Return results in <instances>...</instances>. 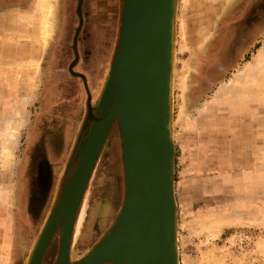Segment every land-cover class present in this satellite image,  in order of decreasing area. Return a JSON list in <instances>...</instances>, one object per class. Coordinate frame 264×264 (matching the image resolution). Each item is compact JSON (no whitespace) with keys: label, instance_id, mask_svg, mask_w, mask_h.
<instances>
[{"label":"rangeland","instance_id":"rangeland-1","mask_svg":"<svg viewBox=\"0 0 264 264\" xmlns=\"http://www.w3.org/2000/svg\"><path fill=\"white\" fill-rule=\"evenodd\" d=\"M226 1L178 0L175 72L181 74L189 66L186 85L176 81L173 91L179 264H264V89L216 96L220 86L247 64L252 68L248 80L257 74L264 82V64L253 59L264 45V0ZM33 2L0 0V132L21 97L30 95L14 157L5 162L0 153V187L13 189L12 199L5 195L0 200V251L7 232L10 264H27L62 185L74 175L78 160L69 157L70 152L74 155L82 132L88 127L87 136L92 124L90 117L87 127L86 119L80 124L88 111L86 96L75 78L66 81L71 87L59 90L54 102L43 103L44 89L52 77L50 56L58 34L60 0H53L55 32L46 46L37 40L34 25L20 18L32 11ZM117 4L118 31L111 40L114 51L110 63L102 64L90 83L91 106L118 44L122 0ZM23 29L28 33L27 44L8 43L11 35L22 40ZM181 43L188 49L180 51ZM23 46L35 50L34 58L40 59L37 72L30 73L34 90L24 68L18 66L19 47ZM119 133L115 121L87 185V213L82 234L72 245V259L107 232L123 203ZM205 215L219 220L207 226L202 223ZM59 240L56 229L40 264L55 263Z\"/></svg>","mask_w":264,"mask_h":264},{"label":"water","instance_id":"water-1","mask_svg":"<svg viewBox=\"0 0 264 264\" xmlns=\"http://www.w3.org/2000/svg\"><path fill=\"white\" fill-rule=\"evenodd\" d=\"M172 18L173 0H122L118 44L93 106L88 95L84 119L90 117L92 124L78 144L74 175L62 185L27 264H40L57 227L60 240L54 264H179L173 91L171 98L169 94L171 55L176 48L175 40L172 48L176 39ZM115 121L124 165L123 203L107 232L72 259L70 240L76 212Z\"/></svg>","mask_w":264,"mask_h":264},{"label":"flooded vegetation","instance_id":"flooded-vegetation-1","mask_svg":"<svg viewBox=\"0 0 264 264\" xmlns=\"http://www.w3.org/2000/svg\"><path fill=\"white\" fill-rule=\"evenodd\" d=\"M118 2L119 0H60L58 34L52 44L50 56L52 77L43 96L45 106L55 101L59 90L71 87L72 84L66 81L75 78L79 80L81 91L86 96L84 103L88 111L90 83L100 66L110 63L114 51L115 41L112 46L111 40L117 37L118 20L115 15ZM83 120L84 118L80 124ZM90 121V118L86 120V127ZM86 130L80 136L82 139L86 137ZM75 153L73 155L70 152L69 157L74 158Z\"/></svg>","mask_w":264,"mask_h":264},{"label":"bare ground","instance_id":"bare-ground-1","mask_svg":"<svg viewBox=\"0 0 264 264\" xmlns=\"http://www.w3.org/2000/svg\"><path fill=\"white\" fill-rule=\"evenodd\" d=\"M176 1H177V8H178V0H173L172 22H173V19L175 21L177 20V12L175 11ZM230 2H231V0L226 1L227 4L228 3L230 4ZM33 4H34L33 5L34 8L32 9V11H30L29 14L23 13V15L20 18H21V20H25V22H30V24L34 25L33 28L37 29V31H38L37 35L35 34L37 37V40L39 41V43H41V45L46 46V45H48L49 40L51 39V37L53 36V34L55 32L54 16H53L55 3H53V0H49L48 3L44 0H34ZM25 26H27V25H25ZM185 30H186V28H185ZM185 30H184V32H185ZM180 37H182V36H180ZM206 39L207 38H205V40ZM174 40L177 43V37H176V39H173L172 48H173ZM199 46H202L201 41L199 43ZM186 48H187L186 44L181 43L179 50L185 51ZM19 49H20V52L18 53V55L21 54L20 55L21 56V61H20L21 63H19L18 66L20 68H24L23 74L28 76V79L31 82V90H34L36 88V85H35L36 83L34 82V75L30 76V73H33V71L35 73L37 72V69L39 68L40 59L34 58L35 57V50L33 51V49H31L29 47L27 48L26 46H23L22 48L19 47ZM172 51L173 50L171 49V53H172ZM173 54H174V56H173ZM173 54L171 55V59H172V57L174 59L171 63L170 76H169V78H170V80H169L170 98H171V92L174 91V85L176 84V81H178L177 83H179L181 85H186V81H187V70L186 69L189 67L187 65L186 69L183 70L185 72H182L181 74H179L178 72L176 73L175 72L176 48H175V52ZM253 59L257 63L261 62L260 64H264V45L259 49L258 53L254 56ZM251 71H252V68L250 67L249 64H247L242 71H240L238 74H235V77L232 80H230L229 83H223L220 86V88L216 91V96L224 95L229 91L237 92L239 89H244L246 91H251V90L257 91L258 89H264V82H262L260 80L261 77L258 76L257 74H255V75L253 74L252 79H254V80H251V79L248 80L249 76H251ZM106 75H107V73L105 74V77H103L104 80L106 78ZM179 84H177L178 87H179ZM29 99H30V95H24L23 97H21V99L14 106L12 115L9 117V119L5 123V125L1 128V132H0V137H1L0 153H1L2 160H4L5 162H10L15 155V148L17 147V142H18V138H19V129L21 128L23 122L26 119V104L29 102ZM173 122H174V118L172 117V122H171L172 128H173ZM84 125H85V123H84ZM172 135H173V129H172ZM87 188L82 195L80 204L78 206V210L76 212V217H75L74 224H73L72 236H71V240H70V252L72 249V245L76 242V240L82 234V227H83V223L85 221V215L87 213V208H88V193H86ZM5 195H8V196L10 195L11 199H12L13 189L11 188L9 190V189H4L3 187H0V200H4ZM10 196L8 197L9 199H10ZM54 206H53V208H54ZM52 209L50 210L48 216L51 214ZM48 216H47V218H48ZM218 220L219 219L217 216L216 217H210V215H205L204 219L202 220V223L209 226V225L217 222ZM107 221H109L108 217H107ZM109 223H110V221H109ZM57 229H59V228H57Z\"/></svg>","mask_w":264,"mask_h":264},{"label":"crops","instance_id":"crops-1","mask_svg":"<svg viewBox=\"0 0 264 264\" xmlns=\"http://www.w3.org/2000/svg\"><path fill=\"white\" fill-rule=\"evenodd\" d=\"M24 10H26V8H23ZM28 11V10H26ZM28 28V27H26ZM22 40H19L18 38H16L15 36L11 35V37L9 38V42L8 43H11V41H24L26 44H27V38H25L28 33L25 31V29L22 30ZM29 32V31H28ZM18 37V36H17ZM29 38V37H28ZM6 239L3 241V244L1 246V251H0V264H10L11 261H12V255L10 254V241H9V236L6 232V235H5Z\"/></svg>","mask_w":264,"mask_h":264}]
</instances>
